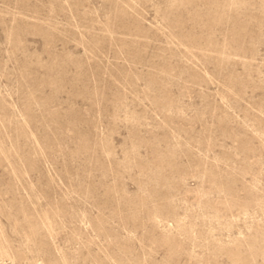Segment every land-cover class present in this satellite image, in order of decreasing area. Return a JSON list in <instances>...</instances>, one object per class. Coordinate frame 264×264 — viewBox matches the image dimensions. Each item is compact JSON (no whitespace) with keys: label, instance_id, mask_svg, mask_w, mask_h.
<instances>
[{"label":"rangeland","instance_id":"1","mask_svg":"<svg viewBox=\"0 0 264 264\" xmlns=\"http://www.w3.org/2000/svg\"><path fill=\"white\" fill-rule=\"evenodd\" d=\"M0 264H264V0H0Z\"/></svg>","mask_w":264,"mask_h":264}]
</instances>
